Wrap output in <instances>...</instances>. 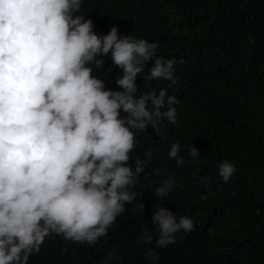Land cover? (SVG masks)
<instances>
[{
    "label": "clouds",
    "instance_id": "clouds-1",
    "mask_svg": "<svg viewBox=\"0 0 264 264\" xmlns=\"http://www.w3.org/2000/svg\"><path fill=\"white\" fill-rule=\"evenodd\" d=\"M82 3L0 0V264H27L52 233L87 244L104 236L137 196V176L152 158L147 150L129 163L137 133L151 126L160 136L163 120L178 121L179 99L147 82L174 84L183 58L161 57L155 41L119 33L116 25L97 33L79 13ZM104 57L120 69L116 89L92 74ZM139 73L146 91H138ZM180 147L173 140L167 152L177 164L184 163ZM187 154L199 157L193 144ZM235 170L226 159L216 165L224 182ZM174 183L169 175L154 194L167 197ZM143 209L141 202L133 210ZM151 223L137 243L151 245L154 232L155 245L165 247L194 227L191 217L164 206ZM142 255L145 264L159 260L153 247Z\"/></svg>",
    "mask_w": 264,
    "mask_h": 264
},
{
    "label": "trees",
    "instance_id": "trees-1",
    "mask_svg": "<svg viewBox=\"0 0 264 264\" xmlns=\"http://www.w3.org/2000/svg\"><path fill=\"white\" fill-rule=\"evenodd\" d=\"M79 13L99 34L116 25L119 33L155 41L161 57L183 58L174 84L147 82L179 99L178 121L163 120L160 136L151 126L137 133L129 163L147 150L152 158L137 176V196L104 236L87 244L52 233L27 264H145L147 247L159 253L157 264H264V0H83ZM103 59L92 74L116 89L120 69ZM150 66L151 59L144 71ZM142 74L138 91L148 90ZM173 140L182 164L167 155ZM191 144L198 159L187 154ZM225 159L236 169L227 182L216 171ZM169 175L174 185L157 197L154 189ZM141 202L143 211H134ZM157 206L191 217L193 229L165 247L155 245L154 232L151 245L137 243L142 228H155Z\"/></svg>",
    "mask_w": 264,
    "mask_h": 264
}]
</instances>
